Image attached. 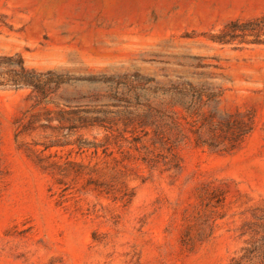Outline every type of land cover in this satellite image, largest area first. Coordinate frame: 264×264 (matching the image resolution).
I'll return each mask as SVG.
<instances>
[{
	"label": "rangeland",
	"instance_id": "obj_1",
	"mask_svg": "<svg viewBox=\"0 0 264 264\" xmlns=\"http://www.w3.org/2000/svg\"><path fill=\"white\" fill-rule=\"evenodd\" d=\"M263 217L264 0H0V264H230Z\"/></svg>",
	"mask_w": 264,
	"mask_h": 264
},
{
	"label": "trees",
	"instance_id": "obj_2",
	"mask_svg": "<svg viewBox=\"0 0 264 264\" xmlns=\"http://www.w3.org/2000/svg\"><path fill=\"white\" fill-rule=\"evenodd\" d=\"M180 105L184 107V104ZM160 124L155 125V135L158 138H161L163 135V129ZM172 125H177V122L173 119ZM254 125L255 120L253 116H250L246 123L225 118L223 121L210 125L208 130L209 140L202 141L199 146L207 147L220 153L233 152L252 133ZM262 220L264 221V217ZM261 229L263 234L259 238H254L243 249L241 255L233 259L230 264H264V224L261 226Z\"/></svg>",
	"mask_w": 264,
	"mask_h": 264
}]
</instances>
